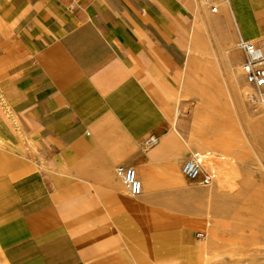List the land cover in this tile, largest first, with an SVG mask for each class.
<instances>
[{
    "label": "crops",
    "instance_id": "1",
    "mask_svg": "<svg viewBox=\"0 0 264 264\" xmlns=\"http://www.w3.org/2000/svg\"><path fill=\"white\" fill-rule=\"evenodd\" d=\"M240 37L264 48V0H0V264L159 254L142 208L175 190L189 155L178 97L221 73Z\"/></svg>",
    "mask_w": 264,
    "mask_h": 264
},
{
    "label": "rangeland",
    "instance_id": "2",
    "mask_svg": "<svg viewBox=\"0 0 264 264\" xmlns=\"http://www.w3.org/2000/svg\"><path fill=\"white\" fill-rule=\"evenodd\" d=\"M236 50L239 51L234 43L226 63L221 65V73H207L206 79L191 80V94L179 96L175 109L176 120L179 117L184 132L189 134L188 152L210 151L214 156L210 160L218 157L229 162L231 169L235 167H227V176L235 175L229 179L233 186L220 188L217 178L211 186H203L183 176L182 165L177 171L181 178L158 175L159 183L170 184L174 179L176 185L173 191L156 192L154 205L142 208L141 230L153 235L150 241L157 243L159 254L133 261L132 257L119 256L118 262L264 264V105L257 90L247 84ZM125 191L135 198L126 187ZM204 212L205 216H200ZM198 216L201 222L192 228L190 251L181 252L178 249L188 245L183 238L186 226ZM124 220L127 223L120 229L131 230L128 218ZM171 251L174 254H168ZM96 259L90 258L89 263Z\"/></svg>",
    "mask_w": 264,
    "mask_h": 264
},
{
    "label": "built area",
    "instance_id": "3",
    "mask_svg": "<svg viewBox=\"0 0 264 264\" xmlns=\"http://www.w3.org/2000/svg\"><path fill=\"white\" fill-rule=\"evenodd\" d=\"M216 10L217 7L213 6V11ZM235 48L244 54L241 69L246 82L257 90L259 99L264 105V48L260 47L255 40L242 37L235 42ZM157 141L155 135H149L144 142L147 145H153ZM209 155L210 153L205 151L190 152L181 168L183 176L203 186L214 184L216 173L207 166L206 162ZM116 173L131 196L138 197L143 193V183L135 166L118 165Z\"/></svg>",
    "mask_w": 264,
    "mask_h": 264
},
{
    "label": "bare ground",
    "instance_id": "4",
    "mask_svg": "<svg viewBox=\"0 0 264 264\" xmlns=\"http://www.w3.org/2000/svg\"><path fill=\"white\" fill-rule=\"evenodd\" d=\"M243 73V72H242ZM249 84V83H248ZM251 87H253L251 84H249ZM247 89V88H246ZM251 89V88H250ZM245 91V89H243ZM242 90V91H243ZM247 92V91H246ZM175 124V123H174ZM210 155L209 157L207 158V164L209 162L208 165H210L211 168H214L213 171L216 173V178L218 179V182H219V185H220V188H224V187H231L233 186V183L230 181V180H233L234 179V175L233 177H231V175L228 177L227 175V167L229 168L230 166H228L229 162H226L224 159L220 160L216 158V160H210L212 159V157H214L212 155V153L209 151ZM212 161V162H211ZM231 169V167H230ZM235 169V167H234ZM234 169H231V170H234ZM229 171V170H228ZM237 171V170H236ZM233 172V171H231ZM237 174V173H236ZM231 178V179H230ZM233 178V179H232ZM230 179V180H229Z\"/></svg>",
    "mask_w": 264,
    "mask_h": 264
}]
</instances>
